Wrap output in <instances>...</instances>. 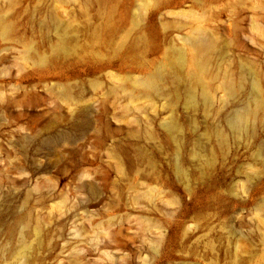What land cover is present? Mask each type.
<instances>
[{
  "label": "rangeland",
  "instance_id": "1",
  "mask_svg": "<svg viewBox=\"0 0 264 264\" xmlns=\"http://www.w3.org/2000/svg\"><path fill=\"white\" fill-rule=\"evenodd\" d=\"M0 264H264V0H0Z\"/></svg>",
  "mask_w": 264,
  "mask_h": 264
},
{
  "label": "bare ground",
  "instance_id": "2",
  "mask_svg": "<svg viewBox=\"0 0 264 264\" xmlns=\"http://www.w3.org/2000/svg\"><path fill=\"white\" fill-rule=\"evenodd\" d=\"M205 48H206V46H204L203 44L200 45V47H199V51L202 52L203 55H204V52H205ZM159 81H160L159 75L158 74H153V75L147 76L144 79L143 83L148 88L156 89V88L159 87ZM225 86H226V88L229 91H232L233 82L231 80H226ZM256 105L260 106L261 102L257 101ZM253 114H254V110L251 107H246V108H244L242 110H239L235 114V119H234V123H233L234 126L236 128H238L240 125L244 124Z\"/></svg>",
  "mask_w": 264,
  "mask_h": 264
}]
</instances>
